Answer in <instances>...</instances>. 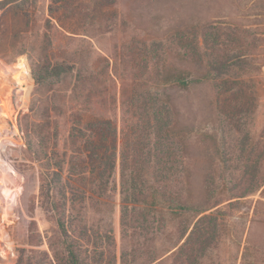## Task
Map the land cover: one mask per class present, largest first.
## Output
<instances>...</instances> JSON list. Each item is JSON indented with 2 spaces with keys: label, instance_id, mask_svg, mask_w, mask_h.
<instances>
[{
  "label": "rangeland",
  "instance_id": "rangeland-1",
  "mask_svg": "<svg viewBox=\"0 0 264 264\" xmlns=\"http://www.w3.org/2000/svg\"><path fill=\"white\" fill-rule=\"evenodd\" d=\"M52 1L0 0V264H72L51 210L57 201L51 159L69 156L73 122L98 124L112 115L101 102L109 86L102 56L110 58L118 82L119 130L122 81L164 80L180 64L186 78L196 72L207 77L188 92L170 90L181 109L174 146L176 173L183 178L172 190L195 198L204 191L205 176L213 177L217 197L226 200L212 210L238 200H227L231 194L255 190L240 198L242 209L231 218L232 232H247L258 200L264 211V0H64L69 11L51 14ZM61 24L77 32L74 37ZM111 24L114 34L105 33ZM158 41L182 53L193 47L202 61L164 54L159 62L167 58L170 69L149 58L154 66L145 70L135 52ZM76 49L89 78L82 90L71 94L62 79L36 82L33 70ZM82 142L77 140L78 149ZM120 184L118 161L109 202L90 201L84 209L88 232L76 234L80 264H170L168 254L148 263L149 256L162 254L165 235L137 237L133 228L125 235ZM237 249L225 234L201 264H234Z\"/></svg>",
  "mask_w": 264,
  "mask_h": 264
},
{
  "label": "trees",
  "instance_id": "trees-1",
  "mask_svg": "<svg viewBox=\"0 0 264 264\" xmlns=\"http://www.w3.org/2000/svg\"><path fill=\"white\" fill-rule=\"evenodd\" d=\"M114 1L109 0L108 4ZM60 2V6H56ZM61 9L66 13L70 5L64 3V0H53L51 14ZM61 25L64 33H71L72 37L77 33L65 24ZM108 28L105 33L114 34L112 24ZM158 42H154L152 47L144 44L135 52L141 57V62L145 63V70L154 66L150 64L151 61L170 69L167 58H162V65L159 62L164 54L197 59L193 47L182 53L178 48H165ZM70 55L51 59V66L43 63L38 70H33L36 82L40 84L49 78L54 82L62 79L69 82L71 94L75 95L78 90H82V85L89 78L83 76L85 70L81 51L72 50ZM102 58L103 75L109 86L105 89L108 96L103 97L101 102L105 108L108 106L112 115L105 116L98 124L93 120L86 126L73 122L69 129V156L65 153L62 160L51 159V193L52 198L57 200L52 203L51 210L57 215V223L65 238L72 264L81 263V244H78L76 234L88 232L84 213L86 204L90 201L94 203V200L98 204L109 202L107 193L118 161L121 167V224L125 235L129 228H133V235L137 234V237L143 233H152L153 239H156L161 234V237L165 235L168 243L162 254L149 256L148 263H154L168 254L170 264H201L210 251L219 248L226 234L230 242L238 247L234 264H264V232L261 230L264 226V211L260 208L261 200L253 208L247 232L242 231L240 236L232 232L233 212L242 209L240 198L255 190L245 189L231 194L227 200H238L230 201L216 210L212 209L226 199L217 197L216 189L212 186L213 177L205 176L204 191L199 198L186 195L182 189L172 190L173 186L177 187L179 182H183V178L176 173L179 150L174 146L177 139L174 129L178 125L181 109L170 90L188 92L195 85L206 83L207 77L196 72L194 76L186 78V66L180 64V68L171 69L164 80L138 77L129 82L122 81V126L119 130L116 116L119 104L118 82L116 75H113L110 58ZM197 60L202 61L201 58ZM159 85L165 87L164 93L158 90ZM95 135L98 137L96 140ZM79 138L83 139L79 144L82 145L81 149L77 148ZM49 172H46L47 177Z\"/></svg>",
  "mask_w": 264,
  "mask_h": 264
}]
</instances>
